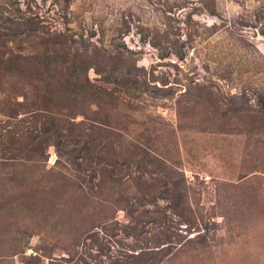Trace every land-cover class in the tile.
Masks as SVG:
<instances>
[{"label": "rangeland", "instance_id": "374dc122", "mask_svg": "<svg viewBox=\"0 0 264 264\" xmlns=\"http://www.w3.org/2000/svg\"><path fill=\"white\" fill-rule=\"evenodd\" d=\"M0 264H264V0H0Z\"/></svg>", "mask_w": 264, "mask_h": 264}]
</instances>
